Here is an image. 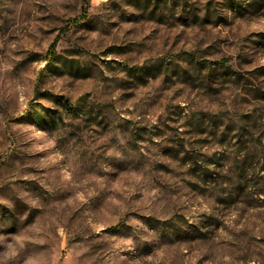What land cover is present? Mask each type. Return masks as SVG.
<instances>
[{"label": "rangeland", "instance_id": "374dc122", "mask_svg": "<svg viewBox=\"0 0 264 264\" xmlns=\"http://www.w3.org/2000/svg\"><path fill=\"white\" fill-rule=\"evenodd\" d=\"M0 264H264V0H0Z\"/></svg>", "mask_w": 264, "mask_h": 264}, {"label": "trees", "instance_id": "16d2710c", "mask_svg": "<svg viewBox=\"0 0 264 264\" xmlns=\"http://www.w3.org/2000/svg\"><path fill=\"white\" fill-rule=\"evenodd\" d=\"M57 42H58V39H55L49 47V50L47 53V59L49 61H53L55 58V49H56Z\"/></svg>", "mask_w": 264, "mask_h": 264}]
</instances>
